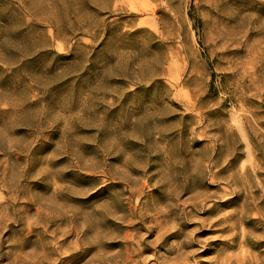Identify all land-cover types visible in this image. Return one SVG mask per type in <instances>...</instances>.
<instances>
[{
	"label": "rangeland",
	"instance_id": "obj_1",
	"mask_svg": "<svg viewBox=\"0 0 264 264\" xmlns=\"http://www.w3.org/2000/svg\"><path fill=\"white\" fill-rule=\"evenodd\" d=\"M0 264H264V0H0Z\"/></svg>",
	"mask_w": 264,
	"mask_h": 264
}]
</instances>
